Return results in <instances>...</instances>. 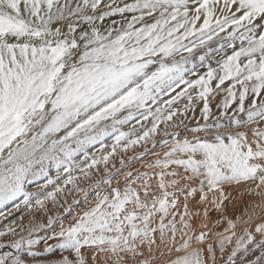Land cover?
Returning <instances> with one entry per match:
<instances>
[{"label":"snow or ice","instance_id":"1","mask_svg":"<svg viewBox=\"0 0 264 264\" xmlns=\"http://www.w3.org/2000/svg\"><path fill=\"white\" fill-rule=\"evenodd\" d=\"M0 264H264V0H0Z\"/></svg>","mask_w":264,"mask_h":264}]
</instances>
